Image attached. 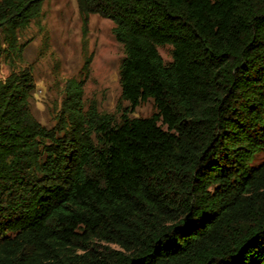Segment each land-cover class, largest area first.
Instances as JSON below:
<instances>
[{"label":"trees","instance_id":"16d2710c","mask_svg":"<svg viewBox=\"0 0 264 264\" xmlns=\"http://www.w3.org/2000/svg\"><path fill=\"white\" fill-rule=\"evenodd\" d=\"M46 1L0 0V264H264V0H75L154 113L115 123L68 81L52 130L14 66Z\"/></svg>","mask_w":264,"mask_h":264},{"label":"rangeland","instance_id":"374dc122","mask_svg":"<svg viewBox=\"0 0 264 264\" xmlns=\"http://www.w3.org/2000/svg\"><path fill=\"white\" fill-rule=\"evenodd\" d=\"M113 24L97 15L88 18L86 27L78 14L75 0H47L40 18L18 35L23 46L18 69H29L34 91L29 108L35 120L48 130L57 126L58 112L68 81L82 83L85 111L96 108L115 123L122 115L130 119L148 118L154 113L152 101L132 112L120 99L119 66L122 48L112 36ZM165 64L171 61L170 49H158ZM9 65L0 60V80L8 76ZM264 161L258 156L252 165Z\"/></svg>","mask_w":264,"mask_h":264}]
</instances>
